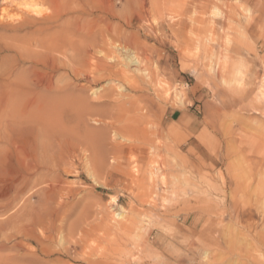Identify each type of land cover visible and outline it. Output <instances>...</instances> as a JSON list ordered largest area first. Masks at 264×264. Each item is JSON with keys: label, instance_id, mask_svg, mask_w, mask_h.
<instances>
[{"label": "rangeland", "instance_id": "374dc122", "mask_svg": "<svg viewBox=\"0 0 264 264\" xmlns=\"http://www.w3.org/2000/svg\"><path fill=\"white\" fill-rule=\"evenodd\" d=\"M108 1L0 0V98L12 95L15 81L33 91V73L23 71L34 65L37 76H52L65 95L84 97L99 112L111 113L119 99L126 106L154 99L147 114L153 149L143 161L126 154L120 160L125 174L112 169L111 156L90 158L83 149L72 154L65 145L63 166L44 165L30 181L31 205L24 211L18 204L3 207L23 172L20 164L15 155L0 164V264L243 263L237 257L242 244L264 234V0ZM59 7L66 14L55 19ZM103 13L120 19L126 44L108 41L94 55L127 70L132 84L96 67L84 71L97 78L94 84L65 69L51 73L55 63L68 64L66 55L80 56L86 48L66 18L91 22ZM98 33L100 41L105 28ZM55 43L62 52L50 49ZM126 51L136 52L140 63L127 68ZM104 122L109 119L88 117L86 127L109 130L114 139ZM33 131L12 135L31 158ZM2 132L0 146L6 144ZM51 143L42 142L47 163ZM130 219L137 226L119 244L112 228ZM25 227L31 236L21 233ZM149 235L159 236L161 245L145 243Z\"/></svg>", "mask_w": 264, "mask_h": 264}, {"label": "bare ground", "instance_id": "6f19581e", "mask_svg": "<svg viewBox=\"0 0 264 264\" xmlns=\"http://www.w3.org/2000/svg\"><path fill=\"white\" fill-rule=\"evenodd\" d=\"M69 1L73 3V0H69ZM108 3L111 5V0H109ZM56 10H57L56 13L57 15L54 16L55 19L57 17H61V15H63L64 13L66 14V11H64L61 7H59V9ZM93 13H95V11H93ZM116 19L118 20L117 23H115ZM66 20L67 21L65 22L66 23L65 26L71 29L76 35L79 33L83 34V39L85 40L82 42H85L84 44H86V48L84 50L82 48L83 53H81L80 56L79 55L77 56L74 52L70 55L65 54L66 55L65 57L68 60V64L66 63L67 64L66 65L62 63L59 64L55 63L53 66H51V73L53 72L57 73L60 72L62 69H65L67 71L66 74L68 73L75 77L85 76V78L87 77L86 79L88 80V84H94L97 81V78L95 76L92 77L90 76L89 78L84 71H86L85 69L89 67H96L105 70L108 74V78L110 79L117 78L121 80L123 83L127 81L131 82V80H128L131 76L129 75L130 73L128 74L127 70L122 69V67H120L119 69L111 68L109 65L105 64V62L103 63L102 60L100 59L98 60V58L94 55L95 52L93 51V49L94 50L98 49V47L106 44L108 41H110L111 44L113 45L119 44L120 46L121 44L122 45H124V43L126 44V38H125L126 36L120 31V29H118V26L120 25V19L118 17L115 16L111 19L108 17L106 13H103L102 16H98V18L95 17L93 21H91L93 23H97L95 24L96 27L95 25L91 26V22L86 20L84 16L83 17L69 16L68 18H66ZM98 24H101L102 28H105V33L102 34L103 36L101 37L100 41H98L97 39V37L101 35V33H98V28L100 29L102 28L99 27ZM60 33L61 32L57 33L58 35L57 37H59ZM54 38L52 37V40ZM50 49H53V51L55 52L56 51L59 53L62 52L60 49H58L56 43L52 44ZM135 53L133 55V53L126 51L127 62H128V64L126 65L127 68L129 67L130 64L138 65L140 63V59L138 56L135 55ZM35 71H37V69L34 65L28 66L27 69L23 71L25 73L28 72L33 73L32 75L34 78L32 82V85L34 86L33 91L30 89L32 86L28 85V83H25L23 81L22 82L15 81V84L11 88L13 91L10 92V94L12 95H8V96L5 95L4 97L0 98V128L1 130L3 129L5 132V133L2 132L3 136L1 135V138L3 137L4 138L3 140L6 143L4 146H0V164L4 165L7 159L15 155L16 160L21 166L20 169H22L23 171L17 177L12 187H10V191L6 194L5 197L8 196L7 197L8 202L5 205H3V207H8L18 204L21 205L20 208H23L24 211L26 208H30L28 206L31 205V202L26 197L28 187L30 186L29 185L30 181L35 175L39 174L42 168L43 169L45 168L43 167L44 165L49 166L50 163H56L57 165L60 164L62 165L65 162L64 161L65 156L62 153V149L64 148L65 145L66 147L71 146L74 148V149L72 148L73 150L70 151L72 154L75 153L74 150L76 151L77 149L78 150L83 149L90 154L89 155L90 158L100 157L102 159H106L108 156H111L113 161H115L116 163V165H114L112 169L115 172H119L121 174L123 173L125 174L126 167L122 166L123 164L120 162V160L125 161L124 159L126 158V154L128 153L132 154L134 155V157L142 161L148 158L147 151L148 150L151 151L153 149L154 140L152 141L153 136L152 138H150L151 136L150 137L148 136V132H149L148 124L151 123V120H149V116L147 114H149L152 110V107L154 105L153 102L154 99L149 101V104L148 105L146 104L145 106L141 105L142 104L141 101L140 102L133 101L132 103H129L126 106L124 105V103L123 104L121 103V100L118 97L117 98L119 99V101H115V103L117 102L116 104H114L113 100L106 99L104 101L105 103H107V105L112 106V104H114L112 106V109L114 111H112L111 113L99 112L96 109H94V107L90 106L89 101L87 102V99H85L84 97H73V96L65 95V93L67 92L65 87L58 85L54 81V79H52L51 74L49 75V77L51 76V78L46 79L45 76L42 75L37 76ZM18 84L22 86L17 87ZM129 84H132V82ZM27 89H29L30 92L27 91ZM4 94H6L5 91ZM23 94H28V95L26 97H21ZM119 96L120 98L124 97L123 95H119ZM107 97L112 99L111 96H107ZM117 98L115 100H117ZM111 101H113L112 104ZM92 116H98L100 119L103 118L109 119V122H104L106 125L105 128L108 127L112 129L114 139H110L109 130L96 131L86 127L87 126L86 119ZM100 122L102 123L101 120H99V123ZM95 123H97V121ZM28 128L34 130L33 131L34 136L35 139L37 140L35 146V154H33L34 155L33 158L29 156L30 154L26 151V149L23 146H20L18 145L17 142H14L15 140L12 137L13 133H16L17 131L20 130L26 131ZM121 140L122 141L127 140L128 144H123ZM45 141H52L49 147L52 148L51 152L53 154L49 155L48 159L49 160H51V158L53 159L49 163H47L44 160L48 155L47 146L42 145V142L45 143ZM53 145L57 147L56 151H54ZM154 155L155 154H153V156ZM53 165L54 164H52L51 166ZM47 170L48 169H46V171ZM56 178L59 177L56 176ZM35 183L33 185H35ZM41 184H43V182ZM51 189L53 190V188ZM48 192L49 191H47V193ZM54 199H56V197ZM30 216L33 215H29V218ZM37 223L40 224L41 221L39 222L36 221L35 225H37ZM136 226L137 225L133 219H130L129 221H127V223L123 225L119 226L118 224V227H115L114 225L112 229L115 230L112 233H116V234L118 233L116 242L119 244L122 243L123 240L133 232ZM31 232L32 230L26 227L21 231V233L25 237L31 236ZM20 235L21 234H18L17 236L20 237ZM249 239H250L249 242H247L246 245L242 244L241 248L238 251V255H237L238 259L243 261V263L241 262L240 263L264 264V261L260 262L259 259V257L262 254V251L264 250V234L255 233ZM161 242L162 240L160 239L159 236L151 238V236L149 235V237H147L145 240V243L151 245H155V244L161 245ZM40 254L42 253L40 252ZM218 254H219L218 255L219 260H222L221 254L220 253Z\"/></svg>", "mask_w": 264, "mask_h": 264}]
</instances>
